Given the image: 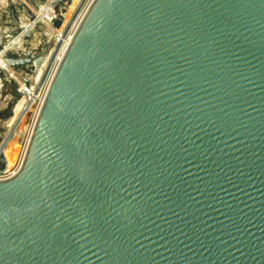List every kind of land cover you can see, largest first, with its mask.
Masks as SVG:
<instances>
[{"label":"water","instance_id":"obj_1","mask_svg":"<svg viewBox=\"0 0 264 264\" xmlns=\"http://www.w3.org/2000/svg\"><path fill=\"white\" fill-rule=\"evenodd\" d=\"M0 264H264V0H95L0 181Z\"/></svg>","mask_w":264,"mask_h":264},{"label":"rangeland","instance_id":"obj_2","mask_svg":"<svg viewBox=\"0 0 264 264\" xmlns=\"http://www.w3.org/2000/svg\"><path fill=\"white\" fill-rule=\"evenodd\" d=\"M91 1L93 0H67L56 10L57 0H0V30L5 32L20 24L23 27L22 33L16 39H11L6 49L0 53V135L5 138V142L0 143V177L9 176L21 168L39 117L40 98L52 75L49 64L51 59L54 64L55 57L61 48L57 49V44L52 47L48 56L49 61L47 59L45 71L41 75L35 72L36 69L32 66L11 69L6 63V57L10 54V59H17L19 57L17 53L25 54L30 48L40 52L47 41L51 44V36L55 41L59 35H63L67 40L70 36L68 35L70 28L78 17L80 20V17L88 10L92 4ZM10 5L14 15L21 19V23L13 18L9 9ZM24 7L27 12L35 16V22L26 17ZM54 11L57 12L60 21L57 27L53 26L54 23H50L54 20L51 16ZM33 92L36 99L30 100L27 96ZM6 144L5 151L2 153L1 149Z\"/></svg>","mask_w":264,"mask_h":264},{"label":"bare ground","instance_id":"obj_3","mask_svg":"<svg viewBox=\"0 0 264 264\" xmlns=\"http://www.w3.org/2000/svg\"><path fill=\"white\" fill-rule=\"evenodd\" d=\"M94 1L95 0H93V1H91L92 2V4L94 3ZM79 4V3H78ZM91 4V3H90ZM92 4H91V6H92ZM91 6L88 8V10L83 14V16H81L80 17V20H78L79 19V17H78V19H77V24H76V27H75V29H74V31H73V33L69 36V38L65 41V45L63 46V48H62V50H61V52H60V54H59V66H58V68H57V71H56V73L54 74V77H53V79H52V83H53V81H54V79H55V77H56V75H57V72H58V70H59V68H60V66H61V64H62V61H63V59H64V57H65V55H66V53H67V51H68V49H69V47H70V45H71V43H72V41H73V39H74V37H75V35H76V32L78 31V29H79V27H80V25H81V23L83 22V20H84V18L86 17V15H87V13H88V11L90 10V8H91ZM60 8V7H59ZM66 12H67V10H66ZM55 14H56V12L54 11L52 14H51V16L53 17V18H55ZM65 14V13H64ZM61 15V14H60ZM67 15V14H66ZM63 17H65V16H63ZM67 18V17H66ZM77 28V29H76ZM64 30V29H63ZM76 30V31H75ZM62 31V30H61ZM62 37H63V35H59V38L55 41V39L51 36L50 38H51V44H49V47H48V50H47V52H46V55L45 56H43L42 57V60L39 62V61H34L33 62V64H32V67H34L36 70H35V72H37L39 75H41L45 70V63H46V61H47V59H48V56L50 55V52H51V50H52V47H54V45L55 46H57L58 44H59V42L61 41V39H62ZM57 42V43H56ZM53 44V45H52ZM57 44V45H56ZM55 49V48H54ZM31 51V49H28V52L27 53H29ZM17 53V52H16ZM27 53H25V54H27ZM19 54V53H18ZM52 55V54H51ZM48 61H49V59H48ZM6 63L8 64V66L10 67V65H9V63L7 62V60H6ZM47 64V63H46ZM47 66V65H46ZM11 68V67H10ZM47 68V67H46ZM12 69V68H11ZM41 81V80H40ZM52 83H51V85H52ZM50 88H51V86H50ZM48 89H49V86H48ZM49 91H50V89H49ZM49 91L47 90V92L49 93ZM46 92V98H45V100H44V102H43V104H42V106H41V109H40V113H41V110H42V108H43V106H44V103H45V101H46V99H47V96H48V93ZM27 98H29L30 100H33V99H36V97H35V93L33 92V93H31V95L30 96H27ZM28 105V104H27ZM40 113H39V116H40ZM38 119H39V117H38ZM38 119H37V121H36V124H37V122H38ZM34 131H35V128H34ZM34 131H33V133H32V136H33V134H34ZM32 136H31V139H32ZM5 138H3L2 137V135H0V143L1 144H3L4 142H5V140H4ZM31 139H30V142H31ZM30 142H29V145H30ZM8 144V143H7ZM7 144L4 146V147H2V153L5 151V148H6V146H7ZM29 145H28V147H29ZM27 151H28V148H27V150H26V153H25V155H24V161H25V159H26V156H27ZM2 153H1V155H2ZM24 161H23V163H22V165H21V168L23 167V164H24ZM21 168L19 169V170H17V171H15V172H13V173H11V176L9 177V178H7V179H0V181H8V180H11V179H13V178H15L17 175H18V173H19V171L21 170Z\"/></svg>","mask_w":264,"mask_h":264},{"label":"built area","instance_id":"obj_4","mask_svg":"<svg viewBox=\"0 0 264 264\" xmlns=\"http://www.w3.org/2000/svg\"><path fill=\"white\" fill-rule=\"evenodd\" d=\"M56 20H58V15H57V12H56V14H55V18H54V20L52 21H50V23H54V21H56ZM76 24H77V21L73 24V26L70 28V30H69V33H68V35H71L72 33H73V31H74V28L76 27ZM77 29V28H76ZM76 31V30H75ZM69 37V36H68ZM65 38H64V36L62 37V39H61V41L59 42V44H58V46H57V49L60 47L61 49L59 50V52L57 53V57H55V62H54V64H53V61H52V59H51V61H50V64H49V68L51 69V73H52V75H51V78H50V81H49V84L48 85H46V90H45V92H44V94L42 95V97L40 98V109H41V106H42V104H43V102H44V100H45V98H46V92H47V90L49 91V89H50V86H51V83H52V79H53V77H54V74L56 73V71H57V68H58V66H59V54H60V52H61V50H62V48H63V45H64V43H65ZM57 49H56V51H57ZM56 51L54 52V53H56ZM34 65V64H33ZM29 67H31V66H29ZM53 67V68H52ZM48 68V69H49ZM48 86H49V89H48ZM48 93V92H47ZM35 103V102H34ZM11 176V174L9 175V176H6V177H0V179H7V178H9Z\"/></svg>","mask_w":264,"mask_h":264},{"label":"trees","instance_id":"obj_5","mask_svg":"<svg viewBox=\"0 0 264 264\" xmlns=\"http://www.w3.org/2000/svg\"><path fill=\"white\" fill-rule=\"evenodd\" d=\"M17 146H18V145H17ZM16 152H18V150H17Z\"/></svg>","mask_w":264,"mask_h":264}]
</instances>
